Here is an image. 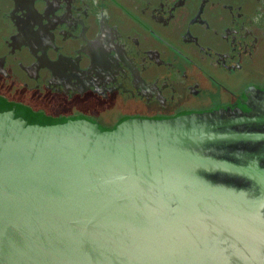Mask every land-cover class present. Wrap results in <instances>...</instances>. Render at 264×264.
Masks as SVG:
<instances>
[{
	"label": "water",
	"instance_id": "95a60500",
	"mask_svg": "<svg viewBox=\"0 0 264 264\" xmlns=\"http://www.w3.org/2000/svg\"><path fill=\"white\" fill-rule=\"evenodd\" d=\"M0 264H264V88L111 128L0 96Z\"/></svg>",
	"mask_w": 264,
	"mask_h": 264
},
{
	"label": "flooded vegetation",
	"instance_id": "af4514ba",
	"mask_svg": "<svg viewBox=\"0 0 264 264\" xmlns=\"http://www.w3.org/2000/svg\"><path fill=\"white\" fill-rule=\"evenodd\" d=\"M264 88V0H0V96L111 128Z\"/></svg>",
	"mask_w": 264,
	"mask_h": 264
}]
</instances>
